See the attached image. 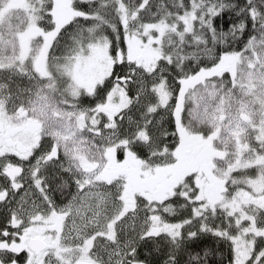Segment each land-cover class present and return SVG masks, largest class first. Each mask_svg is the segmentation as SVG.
Segmentation results:
<instances>
[{
  "label": "snow or ice",
  "instance_id": "6c2138e0",
  "mask_svg": "<svg viewBox=\"0 0 264 264\" xmlns=\"http://www.w3.org/2000/svg\"><path fill=\"white\" fill-rule=\"evenodd\" d=\"M0 264H264V0H0Z\"/></svg>",
  "mask_w": 264,
  "mask_h": 264
}]
</instances>
